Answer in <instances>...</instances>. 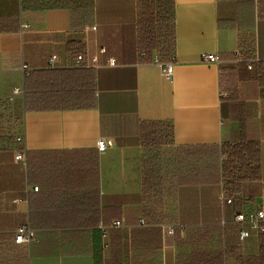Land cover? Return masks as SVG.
Listing matches in <instances>:
<instances>
[{"label": "crops", "instance_id": "crops-1", "mask_svg": "<svg viewBox=\"0 0 264 264\" xmlns=\"http://www.w3.org/2000/svg\"><path fill=\"white\" fill-rule=\"evenodd\" d=\"M166 1L170 30L155 31L139 0H95L90 13L0 0V264H264V232L242 241L234 223L237 200L264 205V0ZM80 51L99 64L75 66ZM246 55L254 70L239 63ZM242 120L246 141L260 143V173L226 204L221 148ZM146 123L167 159L220 155L219 182L175 194L167 182L150 211ZM21 225L30 244L16 241Z\"/></svg>", "mask_w": 264, "mask_h": 264}, {"label": "trees", "instance_id": "trees-1", "mask_svg": "<svg viewBox=\"0 0 264 264\" xmlns=\"http://www.w3.org/2000/svg\"><path fill=\"white\" fill-rule=\"evenodd\" d=\"M42 3L45 7L51 8H84L85 12L90 13L95 5V0H42ZM139 6L143 20L149 23V26H154L155 31L159 16L163 14L167 18H172L171 8L166 0H139ZM152 34L151 30V36L154 39L155 34ZM248 59L249 56L246 55L239 63L247 64ZM256 63H252L251 70L255 69ZM258 64L261 65V68L258 69V77L261 84H264V62ZM248 131V127L242 120V125L237 128L236 132L234 131V140L223 144L221 148V153L227 157L222 165V176L225 180L224 189L227 195L232 196L234 200L239 198L242 193V181L257 179L260 173V143L246 141L245 136ZM143 135L146 148L144 188L148 191L149 197L153 199L154 205L150 211H155L157 205L162 203L167 182L170 183V188L173 187L170 190L172 194L177 193V189L183 186H198L200 184L214 187L219 182L220 155L216 152H207L204 159L197 150L180 151L176 160L174 158L167 159L161 145L163 140L157 130V125L155 123L144 124ZM238 138L241 141H236ZM167 165L172 168L167 170ZM210 192H207L208 196H212ZM237 202L235 210L238 212L241 210V206L237 205Z\"/></svg>", "mask_w": 264, "mask_h": 264}, {"label": "built area", "instance_id": "built-area-1", "mask_svg": "<svg viewBox=\"0 0 264 264\" xmlns=\"http://www.w3.org/2000/svg\"><path fill=\"white\" fill-rule=\"evenodd\" d=\"M105 49L101 50V53H104ZM55 56H52L50 63L53 62ZM203 61L209 63H219V56L215 53H205L202 57ZM248 68L252 69V63L254 60H248ZM107 63L115 64V59H108ZM99 64L98 55H90L86 51H80L77 53L74 65L77 67H86L91 65ZM162 73L167 77L171 78L174 73V64L166 63L162 65ZM17 91V90H16ZM107 147L106 139H100L98 142V148L100 151H104ZM17 161H25L26 155L25 151H18L15 155ZM38 189V187H35ZM221 197L226 202V204H233L234 198L228 196L226 191L223 190ZM144 223V220H142ZM234 223L239 227V237L240 240L244 241L251 234V230L257 233L264 232V205L253 207V208H244L241 211H238L234 214ZM121 224V221H116L115 226ZM170 232H174V228L170 229ZM34 238L33 231L26 225H21L17 229L16 241L20 243H31Z\"/></svg>", "mask_w": 264, "mask_h": 264}, {"label": "rangeland", "instance_id": "rangeland-1", "mask_svg": "<svg viewBox=\"0 0 264 264\" xmlns=\"http://www.w3.org/2000/svg\"><path fill=\"white\" fill-rule=\"evenodd\" d=\"M159 9H161V7H159ZM161 11V10H160ZM165 14V13H164ZM160 17V19L158 20V22H160V23H168V25H169V30H170V24H169V22H170V18H167L166 16H164L163 14H162V16H159Z\"/></svg>", "mask_w": 264, "mask_h": 264}]
</instances>
